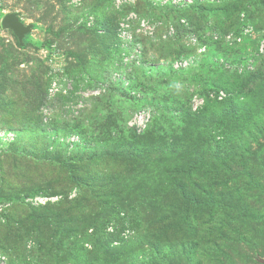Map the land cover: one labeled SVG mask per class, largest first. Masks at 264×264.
I'll use <instances>...</instances> for the list:
<instances>
[{
	"label": "rangeland",
	"instance_id": "1",
	"mask_svg": "<svg viewBox=\"0 0 264 264\" xmlns=\"http://www.w3.org/2000/svg\"><path fill=\"white\" fill-rule=\"evenodd\" d=\"M132 4L0 0V128L16 132L0 153V264H264V0ZM130 12L155 27L136 33L132 21L125 46ZM6 13L30 25L21 42ZM247 26L240 43L223 40ZM180 58L191 64L175 69ZM57 78L71 80L68 95L49 92ZM141 108L150 120L136 132L127 121ZM72 136L62 161L42 157ZM96 150L105 156L82 158Z\"/></svg>",
	"mask_w": 264,
	"mask_h": 264
},
{
	"label": "built area",
	"instance_id": "2",
	"mask_svg": "<svg viewBox=\"0 0 264 264\" xmlns=\"http://www.w3.org/2000/svg\"><path fill=\"white\" fill-rule=\"evenodd\" d=\"M215 2L216 0H152V2L159 6H173V7H186L194 2ZM134 3V0H113V5L116 9L121 8L124 5H129ZM135 21V32L136 33H143L144 35H151L153 33L155 24H149L147 20L144 18L138 17L133 12L128 13L126 19L122 20L119 25V33L118 37L123 41L125 46H128L129 43L132 42L133 34L131 33V22ZM180 24L183 26H187V21L184 18H181L179 20ZM166 35L164 34L163 37L171 36L176 33V28L173 25H170L166 30ZM250 32H252L250 26L244 27L241 34L233 35V34H227L223 40L228 41L230 43H240L242 41V38L244 35L250 36ZM212 39L219 40L220 36L217 34H212ZM185 43L192 47L194 49V52L196 55L201 56L206 51V46L203 42L199 40V38L196 36L194 32L188 31L185 34L184 37ZM257 52H264V35L258 40ZM135 52H138L136 49ZM191 58H180L173 62L172 66L175 69H183L187 68L191 64ZM221 63H223V67L227 70L237 71L239 73L243 71L250 70L252 68V61L248 60L244 63L240 64H233L232 62H229L228 60H224L223 58L220 60ZM121 77V73L118 71H115L112 74L113 80H118ZM49 92L55 93L59 92L62 94H68L72 90V84L71 80L69 79H52L51 83L49 85ZM223 95L222 93L219 95V98H221ZM196 109V106L193 107ZM150 120V111L147 108H141L140 110L135 111L132 116L127 121V125L135 129L136 132H140L145 128V126L148 124ZM16 140V132L8 129V128H0V151L2 148H4L6 145L12 143ZM77 140V137L72 136L70 138L69 144L71 145L74 143V141ZM2 204H0V212L2 210Z\"/></svg>",
	"mask_w": 264,
	"mask_h": 264
},
{
	"label": "trees",
	"instance_id": "3",
	"mask_svg": "<svg viewBox=\"0 0 264 264\" xmlns=\"http://www.w3.org/2000/svg\"><path fill=\"white\" fill-rule=\"evenodd\" d=\"M135 4H132V5H124V6H122L120 9H122V8H124V7H126V6H131V7H133ZM198 5V1H196V2H194L193 4H191V5H189V6H186V7H181V8H178V7H173V6H158L159 8H162V9H164V8H169V10H172V11H181V10H185V9H189V8H192L193 6H197ZM185 19V18H184ZM187 21V20H186ZM180 26H181V24H180ZM188 32V30H185V33H187ZM118 55H119V53H118ZM120 56V55H119ZM121 57V56H120ZM226 59V58H225ZM227 60V59H226ZM50 84V83H49ZM72 91V90H71ZM70 93V92H69ZM68 93V94H69ZM67 94V95H68ZM60 96H63V95H60ZM15 141H13L12 143H10V144H8V145H6L4 148H2L1 149V151H0V153H2V152H4L5 150H7L8 148H10V146L14 143ZM64 147L63 148H61L60 150H57L56 151V153L58 154V155H56L55 157H51L50 155H49V153L48 152H46V145H45V149L43 148L42 149V152H43V158L44 159H54L55 161H62V153H64L67 149H69V150H71L72 148H74L73 150H76L75 149V147H76V144H72V147L71 148H69V145H63ZM67 148V149H66ZM55 152V151H54ZM72 152V151H71ZM97 152H99L100 153V155H98V156H88L87 154H84L83 152H82V154H84V155H82V158L84 157V158H88L89 159V161L91 162V161H94V160H97L98 158H96V157H103V155L105 154V152L102 150V151H99V150H96L95 152H94V154L95 153H97ZM60 153V154H59ZM65 154V153H64ZM105 156V155H104ZM113 214L110 216V217H108V218H106L105 220H102L101 221V225H100V229L102 228V227H104L106 224H108V222H110L112 219H113V221L115 220V216H116V213H117V211L116 210H114L113 209V212H112ZM97 217H99V216H97ZM30 218H32L33 220V222L34 223H38V221L40 220H42V219H48V216L46 215V214H40L39 216H38V214L37 215H35L33 212H31L30 211ZM51 221H60V220H58V218L55 216V215H53V216H51L50 218H49ZM99 228H98V231H99ZM98 231H96L97 232V234H96V232H95V235L96 236H99V232ZM84 232L86 233V229L84 230ZM99 238H102L101 236H99ZM79 241H82V240H79ZM101 243V242H100ZM100 243H98L99 245H100Z\"/></svg>",
	"mask_w": 264,
	"mask_h": 264
},
{
	"label": "water",
	"instance_id": "4",
	"mask_svg": "<svg viewBox=\"0 0 264 264\" xmlns=\"http://www.w3.org/2000/svg\"><path fill=\"white\" fill-rule=\"evenodd\" d=\"M1 25L5 28L11 29L20 42L24 33L28 32L31 28L30 25L23 24L16 13L4 14L1 19Z\"/></svg>",
	"mask_w": 264,
	"mask_h": 264
}]
</instances>
